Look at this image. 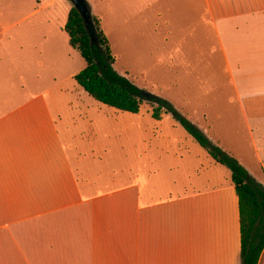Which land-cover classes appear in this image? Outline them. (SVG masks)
<instances>
[{
	"label": "crops",
	"instance_id": "0c3cea01",
	"mask_svg": "<svg viewBox=\"0 0 264 264\" xmlns=\"http://www.w3.org/2000/svg\"><path fill=\"white\" fill-rule=\"evenodd\" d=\"M136 1L140 16L157 0ZM204 2L216 30L238 36L243 128L230 147L207 114L191 120L264 183V0ZM20 20L0 29V264H241L231 170L171 114L104 117L68 51L66 75L40 88L31 29L9 34Z\"/></svg>",
	"mask_w": 264,
	"mask_h": 264
},
{
	"label": "rangeland",
	"instance_id": "374dc122",
	"mask_svg": "<svg viewBox=\"0 0 264 264\" xmlns=\"http://www.w3.org/2000/svg\"><path fill=\"white\" fill-rule=\"evenodd\" d=\"M86 1L102 19L117 57L116 69L140 88L173 103L190 120L195 115L200 119L199 125L206 124L203 116L207 114L208 125H212L216 137L232 147L229 142L243 128L234 100L236 86L241 85L238 36L235 34L232 40L229 35L226 39L221 24L216 30L205 17L204 0H157L147 6L148 13L140 16L135 12L139 6L136 0H130L129 5L126 0ZM72 6L70 0H0V29L33 12L9 34L31 29L38 46L40 88L66 75L58 61L66 57V51L71 53L70 69L80 71L86 66L80 52L69 45L68 33L63 28ZM224 38L225 47L221 44ZM83 92L85 100L102 106L104 117L106 114L114 117V108ZM244 99L247 103L245 95ZM150 108L149 104L143 106L144 111ZM249 113L253 120L252 112ZM245 150L251 155L241 156L245 165L259 172L252 149L247 146Z\"/></svg>",
	"mask_w": 264,
	"mask_h": 264
},
{
	"label": "trees",
	"instance_id": "16d2710c",
	"mask_svg": "<svg viewBox=\"0 0 264 264\" xmlns=\"http://www.w3.org/2000/svg\"><path fill=\"white\" fill-rule=\"evenodd\" d=\"M87 5L91 9L88 2ZM90 20L96 30L98 45L92 44L85 20L74 6L64 26L70 45L86 61V66L75 76L78 84L97 101L121 111L139 113L144 104H149L157 120L164 114H171L216 162L228 167L239 196L241 264H258L264 251V183L254 178L235 156L214 143L173 103L147 92L120 73L115 67L117 57L102 27V19L92 12Z\"/></svg>",
	"mask_w": 264,
	"mask_h": 264
},
{
	"label": "water",
	"instance_id": "95a60500",
	"mask_svg": "<svg viewBox=\"0 0 264 264\" xmlns=\"http://www.w3.org/2000/svg\"><path fill=\"white\" fill-rule=\"evenodd\" d=\"M73 4V6L80 12L82 17L85 20L86 23V28L88 30L90 39L92 44H99L98 37L96 34V30L91 26V15H92V10L88 7L87 1L86 0H70Z\"/></svg>",
	"mask_w": 264,
	"mask_h": 264
}]
</instances>
